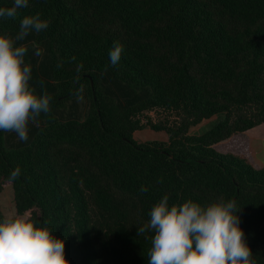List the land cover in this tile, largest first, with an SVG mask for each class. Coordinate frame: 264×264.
I'll return each mask as SVG.
<instances>
[{"label":"trees","instance_id":"trees-1","mask_svg":"<svg viewBox=\"0 0 264 264\" xmlns=\"http://www.w3.org/2000/svg\"><path fill=\"white\" fill-rule=\"evenodd\" d=\"M36 13L49 27L18 43L30 85L52 100L27 142L0 131V194L13 189L16 214L46 223L70 264H148L154 233L138 228L164 195L170 205L234 200L264 264V166L249 137L264 136V0H29L0 18V33L15 36ZM144 129L167 141L137 143Z\"/></svg>","mask_w":264,"mask_h":264},{"label":"clouds","instance_id":"clouds-1","mask_svg":"<svg viewBox=\"0 0 264 264\" xmlns=\"http://www.w3.org/2000/svg\"><path fill=\"white\" fill-rule=\"evenodd\" d=\"M29 0H13L11 7H0V18L15 19ZM50 20L39 13L24 16L15 36L0 33V131L15 133L21 142L29 139V124L37 125L40 115L48 114L52 96L45 90L37 94L30 85L32 65L25 41L46 30ZM33 56L43 58L44 49L33 45ZM124 47L114 43L110 62L117 65ZM75 59V57H73ZM43 85V81H41ZM21 173L17 166L9 175L15 181ZM141 193L148 188L141 186ZM234 200H218L202 205L192 199L169 204L164 195L149 212L150 219L138 228V235L153 232L148 264H255L245 241ZM0 264H70L65 242L52 234L45 223L39 225L29 212L6 215L0 219Z\"/></svg>","mask_w":264,"mask_h":264},{"label":"rangeland","instance_id":"rangeland-1","mask_svg":"<svg viewBox=\"0 0 264 264\" xmlns=\"http://www.w3.org/2000/svg\"><path fill=\"white\" fill-rule=\"evenodd\" d=\"M81 114L85 113L86 105L84 102H79ZM213 124L210 121L204 122L198 128L192 131V134H202L211 128ZM250 137V152L253 156L254 161L260 165L264 166V136H261L256 129L249 131ZM137 143H144L152 140L167 141V135L164 132H154L150 129H144L143 131L136 132L133 136ZM0 204L4 216L16 214L15 203H14V193L11 187H6L0 194Z\"/></svg>","mask_w":264,"mask_h":264},{"label":"built area","instance_id":"built-area-1","mask_svg":"<svg viewBox=\"0 0 264 264\" xmlns=\"http://www.w3.org/2000/svg\"><path fill=\"white\" fill-rule=\"evenodd\" d=\"M263 142H264V139H263Z\"/></svg>","mask_w":264,"mask_h":264}]
</instances>
